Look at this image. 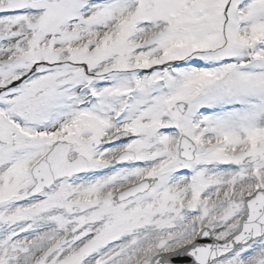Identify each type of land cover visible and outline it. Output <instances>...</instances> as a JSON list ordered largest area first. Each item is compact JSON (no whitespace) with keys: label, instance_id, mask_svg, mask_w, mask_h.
Listing matches in <instances>:
<instances>
[{"label":"snow or ice","instance_id":"6c2138e0","mask_svg":"<svg viewBox=\"0 0 264 264\" xmlns=\"http://www.w3.org/2000/svg\"><path fill=\"white\" fill-rule=\"evenodd\" d=\"M0 264H264V0H0Z\"/></svg>","mask_w":264,"mask_h":264}]
</instances>
